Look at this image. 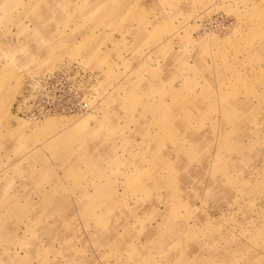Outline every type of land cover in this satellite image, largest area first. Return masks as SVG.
<instances>
[{
    "label": "rangeland",
    "instance_id": "rangeland-1",
    "mask_svg": "<svg viewBox=\"0 0 264 264\" xmlns=\"http://www.w3.org/2000/svg\"><path fill=\"white\" fill-rule=\"evenodd\" d=\"M0 264H264V0H0Z\"/></svg>",
    "mask_w": 264,
    "mask_h": 264
},
{
    "label": "built area",
    "instance_id": "built-area-1",
    "mask_svg": "<svg viewBox=\"0 0 264 264\" xmlns=\"http://www.w3.org/2000/svg\"><path fill=\"white\" fill-rule=\"evenodd\" d=\"M63 71H67L69 67H61ZM83 101V99H82ZM85 104V102H83ZM81 101H63L59 102L54 98H50L47 93L41 94L39 96L34 95L29 104L24 105V114L28 119L39 120L45 116L52 115L58 111L64 110H74L78 107H84Z\"/></svg>",
    "mask_w": 264,
    "mask_h": 264
},
{
    "label": "bare ground",
    "instance_id": "bare-ground-1",
    "mask_svg": "<svg viewBox=\"0 0 264 264\" xmlns=\"http://www.w3.org/2000/svg\"><path fill=\"white\" fill-rule=\"evenodd\" d=\"M48 116H49V115H48ZM45 117H47V116H45ZM45 117H44V118H45ZM29 121H31V119H30ZM32 121H37V120H32ZM38 121H39V120H38Z\"/></svg>",
    "mask_w": 264,
    "mask_h": 264
}]
</instances>
